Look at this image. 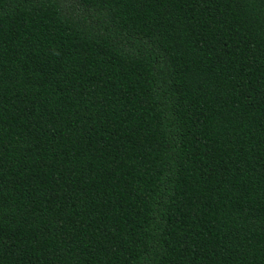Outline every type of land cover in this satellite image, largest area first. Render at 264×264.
Masks as SVG:
<instances>
[{"label":"trees","instance_id":"16d2710c","mask_svg":"<svg viewBox=\"0 0 264 264\" xmlns=\"http://www.w3.org/2000/svg\"><path fill=\"white\" fill-rule=\"evenodd\" d=\"M0 264H264V0H0Z\"/></svg>","mask_w":264,"mask_h":264}]
</instances>
